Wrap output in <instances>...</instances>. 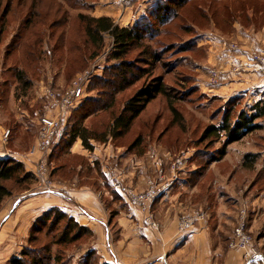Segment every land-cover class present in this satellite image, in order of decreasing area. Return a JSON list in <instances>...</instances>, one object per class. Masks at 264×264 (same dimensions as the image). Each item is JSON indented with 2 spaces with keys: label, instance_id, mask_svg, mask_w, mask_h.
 <instances>
[{
  "label": "rangeland",
  "instance_id": "374dc122",
  "mask_svg": "<svg viewBox=\"0 0 264 264\" xmlns=\"http://www.w3.org/2000/svg\"><path fill=\"white\" fill-rule=\"evenodd\" d=\"M98 1L0 0V120L5 125L2 134L7 128L11 130L9 141L3 143L10 146L11 152L16 153L11 158L21 161L17 157L18 153L27 156L36 143L38 119L49 110L45 96L48 84L62 89L78 73L88 68L96 71L87 88L85 107L75 111L72 124L67 126L69 123H66L54 159L51 158L87 160L74 157L67 145L73 124L87 116L86 112L95 111L83 118V123L101 133L139 89L154 88L161 81L169 90L174 105L183 114L184 121L174 122V113L167 98L159 94L148 104L141 119L135 122L125 136L111 141L128 146L132 138L140 133L141 141L160 140V148L154 149V152L164 160H201L205 164L204 171L210 165L208 161L214 160L223 172L229 173L235 169V185H232L229 193H225L224 189L220 195L225 196L226 201L239 211L245 203H240L237 195L248 194L251 189L258 192L264 185V116L254 118L250 123L257 127L230 143L227 142L229 139L225 132L219 138L214 135L204 137L203 134L207 126L221 123L228 114L233 124L242 112L247 116L253 115L256 112L254 105L262 98L256 101L255 98L250 99L244 91L235 90L234 94H230L228 89L220 94L218 86L208 83V76L214 68L210 59L220 50L224 52L227 49L219 44V36L238 41L242 46L245 43L242 39L250 31L264 33V0H193L180 8L176 17L169 16L165 25L157 21L158 12L152 5L144 16L152 25L151 37L129 49L122 59L113 57L114 42L109 35L98 49L92 46L90 40H86L85 20L81 16H97ZM107 1L110 4H121L119 0ZM115 22L122 26L119 20ZM123 61L132 66L129 76L134 84L117 92L109 108L101 109L99 103L108 104L111 100L109 82L115 81L118 84L120 81L116 72L112 73V66L121 65ZM19 72H24L23 80L18 78ZM95 99H98V104L94 102ZM140 151L141 154L152 152L145 147L140 148ZM250 153L257 155L254 159L257 161L253 167L245 168L242 163ZM146 160L154 158L148 154ZM52 164L53 180V166L56 164ZM26 171L33 174L32 181H6L13 191L12 197L19 198V195L27 194L24 192L50 191L42 189L41 184L38 186L32 170L26 167ZM208 184L209 180L206 179L205 185ZM249 206L251 209L253 207L248 205L251 213ZM39 218L33 222L29 241L17 257L26 251L29 257L51 255V258H47L51 264H56V261L60 264H82L83 257L87 256L94 241L93 234L84 233L77 241L56 244L53 241L59 238L66 221L57 224L55 216L50 219ZM236 223L237 217L234 224L231 223L234 228ZM249 229L263 252L264 245L258 242L264 235V226L259 228L258 233L252 231L250 214Z\"/></svg>",
  "mask_w": 264,
  "mask_h": 264
},
{
  "label": "crops",
  "instance_id": "0c3cea01",
  "mask_svg": "<svg viewBox=\"0 0 264 264\" xmlns=\"http://www.w3.org/2000/svg\"><path fill=\"white\" fill-rule=\"evenodd\" d=\"M156 1L131 0L119 5L99 0L96 15L110 16L119 20L122 26H130L145 16ZM252 32L242 39L245 40L242 49L220 50L217 55H212L210 61L214 68L223 71L217 87L220 94L227 89L230 94L237 90L244 91L250 99H264V77L249 56L252 51L264 48V33ZM234 65L240 66V70H235ZM3 126L0 120V161L16 154L1 141ZM93 143L94 148L87 149L78 138L70 146L74 157L87 160L53 161L56 166H53L52 190L24 192L27 194L19 195L22 198L9 196L1 202L0 264H8L19 256L29 241L33 222L52 207L61 208L92 230L94 241L90 249L96 250L101 264L246 263L245 251L229 245L238 210L220 195L224 189L229 193L235 185V169L223 172L216 162H212L204 171L203 164L197 160H164L154 152L161 144L160 140L148 141L145 148L152 152L143 154L141 147L129 149L111 139ZM148 154L154 160H146ZM18 155L31 170L33 160H29L28 155ZM116 179L128 189L139 191L147 187L149 179L167 184L153 207L159 227L146 223L144 212L130 204L126 193L115 189ZM206 179L208 185H205ZM253 191L250 190L249 197L238 194L237 199L253 207L249 206L251 229L258 233L264 226V185L260 191ZM199 208L205 211V218L181 228V218L194 214ZM259 243L264 245V235L259 238Z\"/></svg>",
  "mask_w": 264,
  "mask_h": 264
},
{
  "label": "trees",
  "instance_id": "16d2710c",
  "mask_svg": "<svg viewBox=\"0 0 264 264\" xmlns=\"http://www.w3.org/2000/svg\"><path fill=\"white\" fill-rule=\"evenodd\" d=\"M193 0H157L154 4L155 10L158 12L156 14V19L159 24L165 25L168 23L167 18L169 16L176 17L179 14L180 8H182L185 4ZM153 6V7H154ZM147 15V14H146ZM82 19L85 20V34L87 37V41L90 40L92 46L95 49H98L103 46L105 43V37L109 35L113 39L114 42V53L113 57L116 59H122V57L136 44H142L145 38H149L152 35V25L147 22L146 17H142L137 23L130 26H120L115 22V20L110 16H87L82 14ZM126 65V66H125ZM112 73L118 75L120 81L118 84H115V81L109 82L110 88V97L111 100L109 103H99L98 99H95L94 102H98L100 104L101 109L109 108L112 103L111 101L114 100L115 94L117 92L123 91L126 88L130 87L134 84V81L130 78L129 73H131L132 66L130 63L123 61L121 65L116 64V66H112ZM116 70V71H115ZM18 78L20 80L24 79V72H19ZM105 78H101L103 80ZM107 83V81H106ZM91 83L89 84V86ZM88 86V87H89ZM58 89V88H57ZM159 94L164 95L167 98L168 105L171 111L174 113V122L182 123L184 121L183 114L179 111V109L174 105V101L169 94V90L165 87V84L160 81L154 88H141L139 89L133 96H131L125 103L122 111L114 115L111 123L108 127L103 130L101 133H97L95 130L91 129L89 126L85 125L83 122V118L85 119L89 114H92L95 111L86 112L87 116H83L81 119H78L75 124H73L71 131H70V138L68 140L67 145L71 146L78 138L82 139L83 145L87 149H93L94 144L91 140L102 141L106 142L112 139H119L125 134H127L137 121L141 119L143 112L146 110L148 104L155 99ZM85 100V99H84ZM84 100L81 104L73 109L72 117L69 119L67 126L72 124V119L75 111L79 108L85 107ZM84 103V104H83ZM97 103V104H98ZM262 104V105H261ZM99 109V108H97ZM256 112L251 115L247 116L244 112L240 113L238 120L233 124L231 122V116L228 114L223 117L221 123L219 124H210L204 130V137L216 136L220 137L222 132L227 133L228 135V143L236 141L240 139L245 132L253 130L256 128V124H251L250 122L254 118L264 116V99L262 98L259 100L255 105L254 108ZM71 120V121H70ZM63 132V131H62ZM65 132V130H64ZM63 132V134H64ZM62 135V134H61ZM63 136V135H62ZM60 137V140L62 138ZM110 138V139H109ZM133 141L127 146L129 149H134L135 147L144 148L147 146V141H141V134L138 133L133 138ZM57 142L53 146V151L51 154V158L54 159L55 149L60 143ZM120 144V143H119ZM125 145V144H120ZM256 154H247L246 160L243 161V166L245 168L253 167L256 159ZM247 158H251V160H247ZM54 160H51L53 163ZM199 163L203 164L205 167L204 162L201 160H197ZM214 160L208 161L207 164L212 163ZM53 165V164H52ZM264 169V168H263ZM34 178L33 174L26 171V167L22 161L15 160L11 157H8L4 160L0 161V204L6 198L12 195L13 191L9 188L6 184L8 180H15L17 183H23L26 181H32ZM29 181V182H30ZM56 217V223L66 221V225L62 227L61 234L59 238L53 241L56 244L67 243V242H74L79 240L84 233L93 234L92 230L80 224L75 218L69 215L67 212L63 211L59 207H52L47 211H44L40 216L41 219L46 218L50 219L51 217ZM39 218V219H40ZM54 224V223H53ZM75 229V232L72 231ZM50 250V249H49ZM87 256L84 257V262L82 264H101L98 255L95 249H88ZM47 258H51L50 256L47 257H40V256H30L29 253L26 251L22 252L21 257H14L9 261V264H51ZM57 258V257H55ZM51 260V259H50ZM56 264H60L56 261ZM106 264V263H102Z\"/></svg>",
  "mask_w": 264,
  "mask_h": 264
},
{
  "label": "built area",
  "instance_id": "2783aa9c",
  "mask_svg": "<svg viewBox=\"0 0 264 264\" xmlns=\"http://www.w3.org/2000/svg\"><path fill=\"white\" fill-rule=\"evenodd\" d=\"M121 4H126L131 0H119ZM219 44L223 48L231 51L242 49L238 41L227 40L224 37H218ZM217 40V39H216ZM215 40V41H216ZM226 49V50H227ZM251 62L257 66V69L264 77V48H260L250 53ZM235 70H239L240 66L234 65ZM222 70L213 68L209 74L208 83L211 86H218L221 82ZM96 75L94 68H88L78 73L71 82L62 89L54 88L51 84L45 87V96L49 102V110L40 115L38 119V135L36 143L30 149L28 156L29 160H33L32 171L37 177L38 186L42 185V189L52 190V162L51 154L53 146L59 142L62 130L73 109L77 108L84 100L87 88ZM11 130L5 129L1 141L6 143L9 141ZM167 184H162L154 179L147 181V187L143 190L128 189L123 186L118 179L115 180V189L126 193L130 204L137 207L141 212H144V220L149 225L157 228L160 226L154 213V203L156 198L165 190ZM205 211L202 208L195 210L194 214L186 215L181 218V228L191 226L194 221L203 220ZM231 248H240L245 251V264L261 262L264 264V254L259 249L255 242V237L249 229V209L247 203L239 208L237 223L234 228V234L230 242Z\"/></svg>",
  "mask_w": 264,
  "mask_h": 264
}]
</instances>
